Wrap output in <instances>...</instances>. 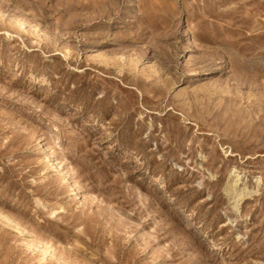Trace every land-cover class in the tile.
Returning <instances> with one entry per match:
<instances>
[{
	"label": "rangeland",
	"instance_id": "obj_1",
	"mask_svg": "<svg viewBox=\"0 0 264 264\" xmlns=\"http://www.w3.org/2000/svg\"><path fill=\"white\" fill-rule=\"evenodd\" d=\"M0 264H264V0H0Z\"/></svg>",
	"mask_w": 264,
	"mask_h": 264
}]
</instances>
